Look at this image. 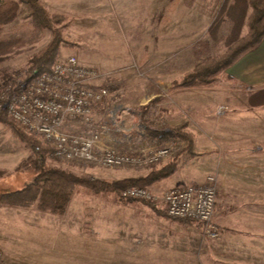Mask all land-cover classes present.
Returning <instances> with one entry per match:
<instances>
[{"label":"rangeland","instance_id":"obj_1","mask_svg":"<svg viewBox=\"0 0 264 264\" xmlns=\"http://www.w3.org/2000/svg\"><path fill=\"white\" fill-rule=\"evenodd\" d=\"M15 1L18 3L17 16L0 29V39L12 40L0 55V90L5 85L26 80L30 59L53 37L49 29L34 32L25 29L29 3L27 0ZM38 1L48 13L66 17L54 23L62 36L55 61L74 55L79 63L97 72L95 86L106 87L109 94L94 111V122L107 127L102 136L106 145L126 150L152 149L167 144L147 140L144 124L148 127L170 126L164 122L169 119L171 91L184 88L172 89L173 82L207 56L223 53L232 25L227 19L215 36L208 32L222 6L233 0ZM250 12L248 7L247 14ZM246 31L247 27L243 25L242 34ZM147 103L156 109L142 124L138 110ZM0 108L11 119L3 101H0ZM225 110L227 107H219V111ZM175 143L174 152L182 142L175 139ZM29 154L28 147L15 137L5 122L0 121V192L15 189L31 179L33 170L22 172L17 169ZM263 155L264 151L257 155L256 170L236 172L238 177L231 190L233 196L225 197L228 201L233 198L232 203L227 204L233 205V211L226 218L223 236L215 222L219 235L210 238L200 224L192 222L190 226H183L175 223L182 219L169 217L162 205L123 199L119 192L111 190L94 192L76 186L62 214L42 211L36 203L29 207L0 204V264H91V254H103L96 248L94 240L97 242L99 237L116 240L123 230H146L152 226L192 230L194 256L191 264H214L216 251H211L214 250L211 243L219 245L217 253L219 251L221 259H217V264H264ZM167 159L152 165L103 167L91 162L61 159L50 153L46 163L77 176L111 182L139 177L130 176L137 172L147 174L152 167L164 165ZM156 182L146 186L155 193L169 189L161 188ZM218 191L216 186V201ZM219 197L223 199L221 194ZM156 220L158 224L153 223Z\"/></svg>","mask_w":264,"mask_h":264},{"label":"crops","instance_id":"obj_2","mask_svg":"<svg viewBox=\"0 0 264 264\" xmlns=\"http://www.w3.org/2000/svg\"><path fill=\"white\" fill-rule=\"evenodd\" d=\"M171 98L169 119L164 124L174 126L187 123V129L193 137L194 155L189 158L185 154L179 155L175 159V172L156 184L161 188H180L202 184L206 175H214L219 190L214 222L222 229L223 236L226 218L233 211V205H227L232 203L233 198L228 201L225 197L229 194L233 196L231 190L238 177L236 172L256 170L257 155L264 151V36L254 49L225 69L213 86L174 89ZM220 106L227 107V110L219 111ZM72 126L77 130H85L88 127L97 128L98 124L93 122L87 126L75 121ZM144 134L147 140L155 142L148 134ZM101 142L105 144L103 140ZM172 157L167 160H172ZM145 174L142 171L130 176ZM174 222L183 226L192 223ZM153 223L159 222L156 220ZM123 231L116 240L106 237H99L97 242L94 240L96 248L103 254H91L90 263L191 264L193 261L194 238L188 227L152 226L146 230ZM211 245L214 247L211 251H216L214 264H217V259H221L219 251L217 253L219 245ZM96 248L91 247V250L96 251Z\"/></svg>","mask_w":264,"mask_h":264},{"label":"built area","instance_id":"obj_3","mask_svg":"<svg viewBox=\"0 0 264 264\" xmlns=\"http://www.w3.org/2000/svg\"><path fill=\"white\" fill-rule=\"evenodd\" d=\"M97 77L94 69L70 55L55 61L50 71L38 73L30 81L5 85L0 90V101L14 122L50 144L55 157L103 167L152 165L169 158L174 152L175 140L152 149L136 147L120 151L101 142L107 132L105 125L77 131L70 128L75 121L90 126L94 122L95 107L109 94L106 87L95 86ZM119 196L162 205L169 217L200 224L210 238L219 235L213 221L216 178L212 174L202 184L161 193L147 186H128L119 191Z\"/></svg>","mask_w":264,"mask_h":264},{"label":"trees","instance_id":"obj_4","mask_svg":"<svg viewBox=\"0 0 264 264\" xmlns=\"http://www.w3.org/2000/svg\"><path fill=\"white\" fill-rule=\"evenodd\" d=\"M30 11L24 23L25 29L34 32L38 29H49L53 33L52 40L29 62L26 69V80H31L36 74L51 70L58 53L59 45L62 42L61 32L54 27L66 19L61 14H50L39 3L38 0H27ZM251 8L247 14V8ZM18 14V3L15 0H0V29L3 25L11 22ZM231 20V27L226 43L227 49L220 54L207 56L199 62L194 69L186 73L182 78L175 80L171 88L211 86L217 75L231 66L246 52L254 49L264 36V0H233L229 5H223L215 20L209 27V34L215 33L225 20ZM246 25L247 31L242 34V27ZM12 40L0 39V55L3 54ZM153 104L147 103L138 110L142 120L151 117L154 111ZM0 121L5 122L20 141L29 149L30 154L20 162L18 170L24 172L33 170L34 175L30 180L21 186L0 192V204L11 206L29 207L36 203L37 208L55 214H62L65 211L67 201L76 186H82L94 192L111 190L118 192L128 186H146L166 178L177 169L175 159L185 154L187 158L194 155L192 133L187 129V123L182 122L174 126L148 127L145 126V133L154 139L157 144H163L176 139L182 142L181 146L173 153L170 159L160 167L152 169L144 176L123 178L111 182L101 179H91L85 176H77L46 163L47 156L52 153V148L46 145L35 133H31L21 127L18 123L7 118L0 108ZM178 219V218H174ZM181 220V219H178ZM191 223L192 220L182 219Z\"/></svg>","mask_w":264,"mask_h":264}]
</instances>
